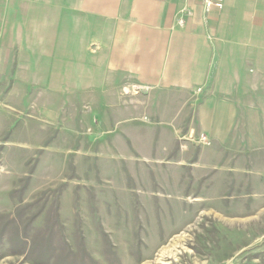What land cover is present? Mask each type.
<instances>
[{"label":"rangeland","instance_id":"374dc122","mask_svg":"<svg viewBox=\"0 0 264 264\" xmlns=\"http://www.w3.org/2000/svg\"><path fill=\"white\" fill-rule=\"evenodd\" d=\"M255 30L248 98L232 102L236 121L218 149L197 132L189 151L158 141L140 158L134 138L114 143L117 118L81 105L39 132L9 97L12 70L0 67V227L13 220L0 264H264V21ZM141 122L138 139L149 135Z\"/></svg>","mask_w":264,"mask_h":264},{"label":"crops","instance_id":"0c3cea01","mask_svg":"<svg viewBox=\"0 0 264 264\" xmlns=\"http://www.w3.org/2000/svg\"><path fill=\"white\" fill-rule=\"evenodd\" d=\"M202 1L0 0L9 97L18 95L24 122H37L39 132L58 125L61 112L76 116L80 105L107 122L117 118L126 135L114 143L134 138L140 158L158 141V149L178 143L189 151L197 132L223 148L237 116L232 102L248 98L241 85L262 34L255 26L263 24L264 0H224L208 12ZM139 121L147 138L136 135Z\"/></svg>","mask_w":264,"mask_h":264},{"label":"trees","instance_id":"16d2710c","mask_svg":"<svg viewBox=\"0 0 264 264\" xmlns=\"http://www.w3.org/2000/svg\"><path fill=\"white\" fill-rule=\"evenodd\" d=\"M29 181H30L29 176L28 177H25L22 180H20L21 186H20V188L18 190L20 194L23 193L26 190V188L28 187ZM29 207L30 206H24V208L22 210L17 211V214H15V216L21 218L22 217V214H23V210H25V209H27ZM2 218H4V217L2 216L1 219ZM30 221H31V219H30ZM8 223L9 224H13V220L9 221ZM9 224H7V223L6 224H3V226L0 227V258L2 256V250H1L2 249L1 248L2 247V242L4 241L5 237H7V236L11 237L10 240H9V242L12 243L11 241H12V236L13 235L8 234L9 233L8 231L6 232V228H8V225ZM28 224H29V222H28ZM38 232H42V231L40 230Z\"/></svg>","mask_w":264,"mask_h":264},{"label":"built area","instance_id":"2783aa9c","mask_svg":"<svg viewBox=\"0 0 264 264\" xmlns=\"http://www.w3.org/2000/svg\"><path fill=\"white\" fill-rule=\"evenodd\" d=\"M204 9L208 12L211 8H217V9H222L224 6V0H203L202 1ZM178 24L182 25L183 24V19L180 18L178 19ZM197 141L200 145L204 147H208L211 145L210 140L207 138L206 135L201 134L197 138Z\"/></svg>","mask_w":264,"mask_h":264},{"label":"bare ground","instance_id":"6f19581e","mask_svg":"<svg viewBox=\"0 0 264 264\" xmlns=\"http://www.w3.org/2000/svg\"><path fill=\"white\" fill-rule=\"evenodd\" d=\"M171 254V251H165V252H163L162 253V257L164 258L165 256L167 257V256H169ZM158 264H164L163 263V261H162V259H160V262L158 263Z\"/></svg>","mask_w":264,"mask_h":264}]
</instances>
